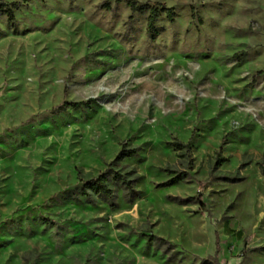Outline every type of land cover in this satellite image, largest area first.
Masks as SVG:
<instances>
[{
  "label": "rangeland",
  "instance_id": "1",
  "mask_svg": "<svg viewBox=\"0 0 264 264\" xmlns=\"http://www.w3.org/2000/svg\"><path fill=\"white\" fill-rule=\"evenodd\" d=\"M104 1L0 16V264H264V0Z\"/></svg>",
  "mask_w": 264,
  "mask_h": 264
},
{
  "label": "trees",
  "instance_id": "2",
  "mask_svg": "<svg viewBox=\"0 0 264 264\" xmlns=\"http://www.w3.org/2000/svg\"><path fill=\"white\" fill-rule=\"evenodd\" d=\"M111 0H105L100 7L103 9H109V3ZM115 4L124 3L126 7L129 8L130 12L137 13V14H144L147 12V18H146V36L150 41L154 40L155 37L158 35V31L155 27V23L157 21V18L159 17L160 13H165L166 18L168 21H172V15L169 10L166 11H158L156 7H150L148 5H137L136 2L133 0H112ZM28 0H17V2L12 3H5L3 0H0V16L5 17L9 22L13 21V11L18 10L21 6H25ZM88 102H79V103H64L63 106H60V110H64L66 107L71 108H81L82 106H86ZM177 149L182 147L180 144H176L175 146ZM134 151H126L124 149H121L118 154V159L129 157L134 155ZM262 168V167H260ZM261 174L264 177V170L261 169ZM117 179L122 182V185L124 186L125 191L130 190V183H127L126 181H123L121 178H118L120 176L116 175ZM180 178L175 177L171 182L179 181ZM91 193L94 194L101 199L105 200L109 203L110 207H113L112 199L113 194L110 191V189L107 187V179L104 174L99 175L97 178L89 180L88 182L84 183L81 190L80 195L83 197H87V195ZM153 239V238H152ZM151 239V240H152ZM155 239V238H154ZM156 240V239H155ZM158 242L162 241L161 239H157ZM219 253V244L218 240L215 238L214 241V252L212 256L213 262L216 264V257Z\"/></svg>",
  "mask_w": 264,
  "mask_h": 264
},
{
  "label": "water",
  "instance_id": "3",
  "mask_svg": "<svg viewBox=\"0 0 264 264\" xmlns=\"http://www.w3.org/2000/svg\"><path fill=\"white\" fill-rule=\"evenodd\" d=\"M170 6H171V4H170V3H168V4H167V8H170Z\"/></svg>",
  "mask_w": 264,
  "mask_h": 264
}]
</instances>
